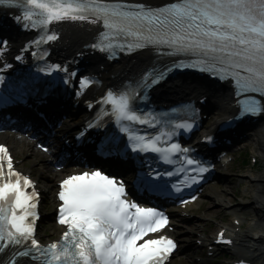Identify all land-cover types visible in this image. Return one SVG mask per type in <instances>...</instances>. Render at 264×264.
<instances>
[{"label":"snow or ice","instance_id":"6c2138e0","mask_svg":"<svg viewBox=\"0 0 264 264\" xmlns=\"http://www.w3.org/2000/svg\"><path fill=\"white\" fill-rule=\"evenodd\" d=\"M0 5L27 9L23 17H12L23 30L41 28L46 32L53 22H83L91 18L90 23L96 24L102 20L103 27L122 42H109L105 47L90 45L101 53L112 51L115 55V48L132 54L152 46L170 49L168 55L188 57L187 63H174L166 71L155 68L148 71L139 84L143 89L142 94H137L135 89L124 90L129 86L121 85L118 89L109 88L100 101L111 106V113L104 112L103 115L114 118L120 132L127 134L125 147L131 153H158L169 165L173 163L174 155L183 156L191 168L182 167L178 171L195 173L181 182L184 187H191L202 180L210 167L193 159L190 155L192 150L178 142L170 143L167 147L158 146V142L162 135L167 136L169 141L178 137L181 129L192 132L198 127L195 120L174 125L166 122L171 131L154 136L137 134L131 127L137 124L154 127L152 120H156V117L152 116L150 120L139 115L137 105L140 101L147 102L148 92L163 82L167 73L182 67L215 73L221 79L231 77L235 80L237 95L244 96L239 101V118L264 113V0H178L161 7L145 3H106L102 0H0ZM32 8L39 10L35 13L38 20L32 19ZM58 39L53 32L40 35L31 43L39 46ZM7 47L8 41L0 40V56ZM26 51L28 46L21 49V53ZM31 55L35 57L37 54L32 52ZM47 55L48 52L44 51L39 59L45 60ZM14 59L22 62L24 56L17 55ZM45 64L37 71L45 76L62 72L66 77L62 81L65 85L78 76L77 71H69L61 64L48 65L46 61ZM200 64L205 67H198ZM10 68L11 64H5L0 73ZM78 82L84 88L92 80L90 77H80ZM0 86L15 88L17 92L15 97L0 96L2 103H7L10 98L24 101L28 96L41 95L35 83L25 82L16 88L8 83L4 74H0ZM114 92H119V95H114ZM81 94L75 93L77 97ZM47 95L45 90L41 100ZM101 126V113L97 114L96 123L90 121L86 124L88 129ZM84 134L82 131L80 136ZM214 142L213 136L202 139V143L208 145ZM113 144L115 147L114 141ZM43 151L48 152L49 149L43 147ZM5 160L7 176L16 179L14 182L0 183V253L12 252L8 259H0V264H19L17 256L30 257L40 264H166L177 248L175 241L168 237L137 243L148 233L167 227L168 216L155 207H143L130 201L124 181L109 177L100 170L70 175L62 181L58 193L62 201L58 223L67 226V231L63 233L60 243L47 247L40 245L34 235L39 193L28 177H21L19 172L13 170V159L4 145H0V180L5 177ZM176 175L177 172H160L149 166L148 170L138 173L134 185L170 197L183 191L179 184H169L165 180L166 176ZM189 180L191 183H188ZM25 187H32V192H26ZM191 199L195 200L196 197L192 196ZM5 201L13 203L6 209ZM189 202L181 200L183 204ZM17 209L22 210L21 214H17ZM219 242L233 243L231 239H224L223 232L219 234ZM18 246L24 250H17Z\"/></svg>","mask_w":264,"mask_h":264},{"label":"bare ground","instance_id":"6f19581e","mask_svg":"<svg viewBox=\"0 0 264 264\" xmlns=\"http://www.w3.org/2000/svg\"><path fill=\"white\" fill-rule=\"evenodd\" d=\"M219 111L215 114L216 119L223 117L227 113L228 95H222ZM252 138L255 137V142L260 146L259 153L264 155V124L261 127L253 130ZM15 145V143H13ZM36 163L40 162V158L37 157ZM45 176H53L52 171H46ZM247 183L257 184V188L254 190L253 199L250 203L252 219L248 230L244 232H235L234 249L239 254L245 255L250 258L254 264H264V174L255 175L250 174L245 177ZM223 202H227V195L229 190L225 189ZM216 198L221 196L216 192ZM237 218H241V214L238 211H233ZM234 229L237 227L234 224L231 225Z\"/></svg>","mask_w":264,"mask_h":264},{"label":"rangeland","instance_id":"374dc122","mask_svg":"<svg viewBox=\"0 0 264 264\" xmlns=\"http://www.w3.org/2000/svg\"><path fill=\"white\" fill-rule=\"evenodd\" d=\"M253 153L255 155H260L256 152V146L255 145L253 147ZM260 156L262 158L260 165L258 167L253 168V169L248 168L246 175L251 174V173H253V174H264V158L262 157V155H260ZM238 188L239 187H237V186L234 187V189L240 190V194H236V196L234 194H232L231 192H229V201H227V202H229L228 206H237L239 204H245L247 206L249 204L248 199H251V200L253 199V194H254L253 192L256 189V185L252 186V184H250V183L246 185V182H245L244 187H242L241 189L240 188L238 189ZM246 206L243 208H245L247 210V211L245 210V217L247 218V223L249 224V219L251 218V215H250L249 208ZM220 207H221V205H217L214 208H220ZM244 230H246V227L243 229V231Z\"/></svg>","mask_w":264,"mask_h":264}]
</instances>
